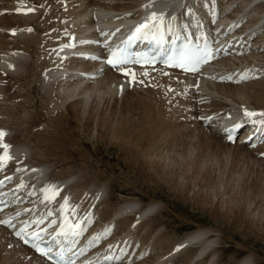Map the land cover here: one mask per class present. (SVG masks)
<instances>
[{"label": "bare ground", "instance_id": "obj_1", "mask_svg": "<svg viewBox=\"0 0 264 264\" xmlns=\"http://www.w3.org/2000/svg\"><path fill=\"white\" fill-rule=\"evenodd\" d=\"M50 1L49 0H0V10L5 9L7 11L4 14H0L1 47L2 48L4 47L3 41H6L5 40L6 37L7 38L9 37V39L10 37L15 38L14 40L15 42L8 40L5 42L6 45H10V47L8 48L7 53L1 52L0 64H2L1 67L2 69H4V71H6L7 74L10 75L13 74L12 77L14 76L16 78L21 77L22 79H24L23 81H25V83L21 86L23 89L22 88L21 89L24 90L26 94L25 96L26 98L24 97L25 98L24 101L20 104L19 103L17 105L12 103L9 104L6 109V113L3 114L7 116V120L6 119L4 120L2 118L0 119V121L3 120L2 124H0V128H2L4 132H6V137L4 136L5 138H3V141L6 144H11L9 153L12 156V159L10 160L13 162L12 168L16 165L19 166L16 173H13V175H15V177L19 181H21L22 183H26L31 180L33 181V185H35L46 178H47L46 180L50 181L51 183H54V180H64L63 182H61L60 185H62L63 187L66 185L65 190L68 192V194H70V199L74 201V206L78 205V207H83L84 210H89L92 204H96L94 211L100 207V218L104 219V221L108 220L110 216L119 217L120 224L121 223L127 224L128 227L134 222L135 219H137L139 221L141 220L137 225V228L140 227L139 231H141L144 227H146L147 230L151 232L154 231V229L157 226L162 224L163 220L159 219V216L163 214L164 209H162L159 206L158 202L154 200L151 202L141 203L140 200L128 196L117 199L114 202H110L113 176H111V174H107V172H103V170L99 169L96 164L92 163L93 161L90 162L89 165L85 164L84 162L86 160L88 161L86 157L89 158L90 153H87L84 150L82 151V149L79 148L78 146L77 147L75 146V148H71L70 144L68 146V142L72 141L71 139L77 137L79 145L82 148L84 147L83 141L81 142L79 139L80 134L78 133V131L74 130L72 124L78 126L81 129V132L89 134L91 133L94 127L93 124L95 123L99 128V129L97 128L98 131L96 130L97 133L96 137L100 141L103 136L102 133H105L104 136L107 135L109 136L110 139L118 138L117 141H118L119 149L121 150L119 152H122L124 158L126 156L127 159L131 160L132 162L130 163L132 165H135L139 168V171L138 170L136 171L134 180H132V182L129 183L130 187L137 186L138 185L137 182L139 183L140 176L141 178L142 176H145V178L147 177L150 178L151 180H155L157 182L156 185H161V186L167 185V188L171 186V188L173 187L175 190L178 189L182 194V196L186 199L196 200V198L199 197L203 198V199L200 198L201 200H199L200 202H202V206L203 205L206 206L210 204L211 203L210 200L212 198H210L211 197L210 191L206 189H205L206 192L209 191L210 197H207V195L204 194L200 195L202 192L199 193V191H201V188L199 185L200 179L198 180V177L200 173L201 175H203L202 173H206L205 171H207L205 169L204 172L202 171L204 167L202 161L203 160L205 161V159L207 160L206 157H211L212 159L217 160V158L214 156L215 153L213 154V151H216V148L212 147L214 146L213 144L217 143V145L221 149H223L224 152L221 153L224 154H222V156L221 155L218 156L221 157L222 160L224 159L223 164L227 165L228 159L231 160V165L239 161L252 160V162L256 164L254 166H257V168H260L264 171V158L258 157V153L253 152L254 150L248 149L247 146L243 144H237V143L234 145L226 144L223 141L222 136L215 129L211 128L210 126H207L205 128L199 127V125L197 124L194 125L197 128H200L199 131L202 133V134L198 133L199 135L197 137L199 153L194 155L192 157L193 159L189 158L186 161L187 164L186 166L184 164L182 165V167L179 166L176 167L175 165L173 166L174 163L172 165L171 164L169 165L167 163L165 164L161 160H165L168 158L166 152L171 148L170 149L167 148L175 144L173 140L178 138L180 133L189 134L187 130L188 128L185 130L182 129V131L180 132L177 130L179 133L175 134L172 137H168V135L165 134L163 130L158 131L157 133L152 125L153 120H150L152 121L151 123L149 121V118H147L146 114L144 115L141 114L140 112H139L140 114H138L137 112H135V110H133L132 107L127 106V105H136L138 107H144L146 102V106L150 107L152 104H149L148 103L149 101L147 100L146 101L144 100L145 102L139 101L138 103H134L132 102V100L125 97L123 99L124 101V105L122 108L123 112L120 113L121 118L118 121L120 124L119 123L114 124L113 115L112 117H105L104 115H101L100 118L98 117L95 118L94 108H90L87 114L84 116L83 112L85 111L81 113L80 107H77L76 106L77 104H74L72 106L69 105L70 109L66 114L62 112H58L57 117L54 118L53 120H50L51 123L50 125L54 126L53 130H49V131L42 130L33 135L32 132H30L31 131L30 128H28L29 130L25 129V127L28 126L30 127L29 124L35 123L37 119L40 118L41 115H44V112L49 113L50 110L52 111L53 109L54 101L50 97H46V98L40 97L39 99H37L36 94L34 93L31 94L32 91H34L33 88L31 90V87L35 85L33 84L34 83L33 80L35 78L33 77L34 75H37L36 80L37 78L38 80H40L41 78L42 81L58 79V77L63 75L65 71H63L64 73L61 74V70L58 67L54 69H52L51 67L53 65H58L60 61H64V63H62L63 65L67 66V64H70L71 66L74 67L73 73L67 72L69 74H66L63 77V79L59 81V84L65 90V95L67 92L66 97H69V94L72 95L73 93H75V91H78V93L81 94V97L85 98V96H89L87 95V93L94 89V88L91 89L93 85L92 86H90L89 84L87 85V83L91 84V82H88L87 79L88 80L90 78L92 79L93 78L92 75L97 74L98 69L95 67L88 68L90 64H93L91 61L88 62L90 63L88 66L80 65L79 66L80 68L78 67L75 56H73L72 54L76 52V50L80 49V46H77L75 49L68 51L66 49L51 51V47L55 44L54 39L56 37H62L64 36L65 32H71V31L78 32L77 36L80 38L85 39L84 35L91 36L92 31L94 30H91L89 26L83 27L81 30L79 29L81 25L90 22V18L88 17V11L91 6L93 7L89 12L91 14L101 17V21L98 22V25L107 26V24L110 23V26H117L116 28L118 27L119 28L115 29V32L118 34L127 31L129 29V22L134 21L130 19L129 18L130 15H128V13H130L131 10L137 11L142 8L143 9L147 8L142 5V2L145 0H82V3H77L80 0H64L67 3L64 6H66L68 11L67 13H64L63 11H61L63 4H60L59 0H56L59 3L56 5H54ZM110 1H114V3ZM180 1L181 0H156V2L151 5V7L153 6V8H155L157 4H165L168 6H172L173 4L175 5L179 4ZM226 2L227 3L224 5V8L234 3L235 0H230ZM33 3L35 5L34 7L36 11L31 12L30 14L35 13V16L28 15L27 13L26 15L28 16L21 17L25 13L24 11H21L20 13L14 11L15 7H19L21 9H27L29 6H32ZM194 3H195L194 0H187L186 8L191 9V11L188 13L184 11L178 12L177 17L188 24L183 26L178 25V20H174V24L176 28L175 31L185 32L187 37L193 35L211 36L213 29H211L209 25H206L207 18L204 17V20L200 18L203 21H205L206 18L205 23H197V19H196L197 16L198 17H200V15L205 16L206 14V10H205L206 6H203L204 1L203 0L200 1L199 3L200 6L198 7L200 9L199 10L197 9L198 10L197 12L194 11L195 10L194 8H197L194 7L193 5ZM207 3H209V5L213 7L217 4V0H207ZM239 3H240L239 9L234 11L235 19L233 20H236L241 15L251 16V19H249L250 23L246 25L244 29L241 30L240 32L242 34H245V37L249 40L250 32L253 29L262 26L263 29L259 31L258 34V38H259L258 41L260 42L263 41L264 40V0H245V1L242 0ZM147 4H149V1L145 5ZM51 6H53L52 12L51 10L50 12L48 11L49 16L45 18L46 21L42 23L41 29L38 27L39 25L35 26L34 22H36V19L39 18V15L42 14L43 10L50 9L49 7ZM257 7L258 10H256ZM212 10L214 11L215 8ZM254 11H256V14H253ZM193 12L199 13V15H197L196 13H194L193 15ZM107 15H111L112 17L109 20H107L106 19ZM218 17H220V15ZM233 20L230 17L221 16L220 21L222 22L218 21V23H222V25L220 24L221 25L220 26L217 23L214 24V27L218 28L216 26H219V29L221 31H224L227 27H230L231 22ZM28 28L32 30L28 31L27 30ZM12 30H15L14 34ZM60 30L64 31L62 36L60 35ZM113 31L114 30L109 29L107 30L106 34H109ZM241 33L235 32L231 34V37H233V40H231L232 46L234 41L240 39ZM97 34L99 38H102L101 33H97ZM47 44L50 45L48 49H46ZM257 58L260 61H262L261 57H257ZM26 60L27 61L29 60L27 66L23 65V61ZM254 66H257V64H254ZM263 66L264 65L261 64L259 65V67H263ZM67 67H69V65ZM254 71L256 70L254 69ZM138 73L140 76H143L146 79L152 77V80L149 81L143 80V82L145 83L150 82L152 84L150 87L153 88L152 91L156 92L157 90V93L159 94L160 97H162V99L163 97H165L163 96V92L166 90L165 92L167 93L166 95H170V97L169 98L165 97V98H167L168 101L170 99V104L175 103L177 106L175 109H173L174 112H176L175 110H178V112L181 111L183 113H185V111L187 112V110H185L186 107L185 103L181 99V97L177 95L173 99L171 98V96L174 93L172 92V94H170L171 92H167L170 86L175 88L178 84H182L185 81V80H181V77L177 72L168 71V70L157 71V70L139 69ZM145 73H147V75H145ZM117 76L119 75L114 73H108L106 76H104L102 78V81L101 82L99 81L101 84H99L100 85L98 86L99 89H97L98 94L102 92L101 90L104 91L103 93L110 95L112 91H113L112 94L114 92L116 93L121 92V88L123 87L121 85L119 86V84H122V82L118 80ZM51 85H54V83H51ZM205 85H207L209 89H211V86L212 87L214 86L213 89H215L216 93L219 94L221 93L230 101H232L234 104V106L230 108L232 110H236V108H245V107H248L250 109L264 108L263 107L264 79L243 85L209 84V83ZM112 86H114L113 88L117 91H114V89L109 90V88L110 87L112 88ZM58 87L59 86H57V88ZM36 92L38 94V91ZM146 92L154 97V94H152L151 91H146ZM23 94H19V95H23ZM143 98L145 99L146 97L143 96ZM8 99L11 101L12 97ZM251 101L256 102V104L255 105L253 104L251 106ZM36 104L37 107L39 106L38 108H41L38 109V111L34 110V108H37ZM165 104L167 105V103ZM213 105H222V104L221 102H219V103H213ZM2 106L3 105H0V107ZM147 107L145 108V110H148ZM9 116L10 117L13 116V117L10 118ZM216 118H221V117H216ZM225 121H228V119L227 120L225 119ZM22 124H27L28 126H25L24 128L20 127L23 126ZM199 124H201V122H199ZM18 128H20V130L25 132L26 135L31 136L30 140L33 141L35 144L33 147H31L29 140L25 136H23V138L21 137L22 139L19 138V141H16V137L14 136L15 134L12 137L7 135L9 131H12L13 129H15L14 131H17ZM156 133L158 134V136L156 135ZM111 141H109L108 139V145L110 144L109 142ZM167 141L168 144L166 143ZM183 149L184 148H182V150ZM185 149L184 150L186 152L180 151V153L177 154L178 155L177 158L179 160L183 161L188 158L186 155L188 154L187 150L189 149V146H187ZM176 150L179 151L180 148ZM93 153H95V151H93L92 154ZM27 155H30V158L27 157ZM76 155L81 157V161L75 158ZM189 155H193V152H189ZM50 157L52 158L53 162H60L63 165H69L71 169H75L74 166H79V165H85V167L83 168L81 167L82 169L76 168V172H72V173L68 172L63 176H58L51 169L52 161L48 160V158ZM76 161H80V163ZM179 163L181 162L179 161L177 164ZM30 168H34L35 171H33ZM108 170L110 169L108 168ZM27 171L31 172V174L28 173ZM209 171H207V174ZM36 172L40 175L41 174L43 175L37 178V180L29 179ZM252 175H255V173H253ZM259 180L260 178L255 176L254 179H252V182L254 183L250 181V187H253L252 185H254L255 186L254 189L251 190L250 188H248L242 195L236 196L232 194V197L229 196L230 198L228 199L226 198L224 199V196L222 195L223 199L221 198L220 201L215 203V208L213 209V215L215 216V218L217 219L231 218L236 223L241 222V225L242 223H244L245 225L252 224L254 225V227L260 226V228L262 227L264 230V209H260V206H256V205H260L258 201L255 202L256 190H259V183H257ZM31 181L28 183L30 184ZM247 181L249 182V179H247ZM193 182L196 185H198L196 189L197 193L195 194V198L194 196L193 197L188 196V190ZM213 184L214 183H212V185ZM205 185L203 183L202 185L203 189L206 187ZM234 186L236 187V185ZM243 186L244 185H242V188ZM121 189H124V187H122ZM223 190L224 189H222V191ZM234 190L237 189L234 188ZM17 192L19 194H23L24 189L22 188L19 190L17 189ZM217 200H219V198H217ZM31 201L32 199L31 197H29L27 199V202H31ZM251 203H255L253 208H251L250 206ZM39 205L40 203H37L36 207H38ZM101 205L102 206L104 205V208L101 209ZM257 209H260L258 210L261 213L259 216L255 212L257 211ZM163 225L166 226L165 224ZM121 227L123 229L119 233H122L127 229V227L126 228L123 226ZM199 228L188 232L180 240L169 244L170 247L168 249H164L167 251L164 252L162 251L160 252V254L155 255L153 260H157L163 257L167 259H173L176 256L177 257L180 256V257H184L182 258L184 259L183 264H189L190 262H192V260H194L195 257L202 256L203 251H206L207 249L208 250L211 249L210 251L212 252L213 251L212 247H214L212 245L213 244L215 245L214 242L217 243V241L208 240L207 237H209V232L207 230L199 229ZM133 231L134 230L132 229V232ZM138 234L140 233L137 232V235ZM144 234L145 233H143V235ZM9 245H11V247H9ZM188 247H194L193 253L191 254L189 253ZM176 249L179 250L177 251ZM208 255L210 256V253H208ZM255 257L253 256L252 253L246 254L244 258L238 261L236 264H257L258 261ZM205 259L203 258L202 260L196 263L198 264L200 262V264H204L207 261ZM147 261L151 262V260H146V263ZM162 261L163 260H161V262ZM146 263L143 260L136 264H146ZM0 264H46V263L42 262L36 255H34L27 248L19 245L16 240H14L8 235V232L6 230L0 228Z\"/></svg>", "mask_w": 264, "mask_h": 264}, {"label": "rangeland", "instance_id": "obj_2", "mask_svg": "<svg viewBox=\"0 0 264 264\" xmlns=\"http://www.w3.org/2000/svg\"><path fill=\"white\" fill-rule=\"evenodd\" d=\"M197 1H198V3L193 4L194 7H197V8H194L195 9L194 11H196V12L200 9L198 7L200 6L199 3L201 0H197ZM236 1H240V0H236ZM243 1H245V0H243ZM50 2L53 3L54 5L59 4L58 1H54V0H52ZM77 3H82V0H80ZM205 3H207V0L204 1V5H203V6H206L205 7L206 14H205V16H203V15L202 16L200 15V17L197 16L196 17L197 23H205L206 18H207V14H209L211 12L209 9L212 6L209 5V3H207L208 5ZM49 8H50L49 11L51 10V12H52L53 6H51ZM62 9L63 8H61V11H63ZM208 10H209V13H208ZM256 10H258V7ZM67 12L68 11L66 9V11L64 13H67ZM196 12H193V15ZM30 13H28V15L35 16V13H32V14H30ZM213 13H214V11L212 10V14L209 16L210 17L214 16ZM24 14L21 17L28 16V15H26L27 13H24ZM196 14L199 15V13H196ZM254 14H256V11ZM13 15H15V14H13ZM41 15H39V18H37L36 22H34V25L35 26L39 25L38 27L40 29H41L42 23L46 21L45 18H47L49 16L48 10ZM18 16H20V15H18ZM246 16L247 15H245V17ZM204 17H206L205 21H203ZM198 18L199 19L201 18L203 20H201V19L199 20ZM34 20H35V18H34ZM220 22H222V21H220ZM217 23H218V21L215 24H217ZM218 24L222 25V23H218ZM206 25H208V22L206 23ZM216 27H218V28L214 27L215 30L219 29V26H216ZM39 32H41V31H39ZM5 40L6 41L7 40L8 41H14L15 38L10 37V39H9V37L8 38L6 37ZM6 41H3L5 48L4 47L2 48L0 45V51L3 50L2 51L3 53H7L8 52L7 50L10 47V45H6V43H5ZM48 45L49 44L46 45V49H48L47 48ZM4 51H6V52H4ZM258 57H261L262 63H263L261 65H264V50L261 51V53L259 54ZM28 63H29V60L23 61V65H25V66H27ZM1 65L2 64H0V67H1ZM67 65H69V67H73L70 64H67ZM69 67L66 66L65 68L67 69ZM65 68L60 69L61 74L64 73L63 71L66 72ZM1 69H2V67H1ZM2 70L4 73H6V71H4V69H2ZM73 70L74 69H72L71 73H73ZM4 73L0 72V76H1L0 77V105H3L2 107H0V114L1 115L6 113V109H7V106L9 104H11V103L15 104V105H17L18 103L20 104L26 98L25 97L26 94H25L24 90H22L23 88L21 87L25 83V81H23L24 79H22L21 77H19L20 79L14 77V76L12 77L13 74L10 75V74H7V73L4 74ZM69 73H70V70H69ZM69 73H67V74H69ZM33 77H35L33 80V82H34L33 84H35V85L32 84L33 86L31 87V90L33 88V90L35 92L32 91L31 94H33V93L36 94L37 99H39L40 97H45V98L50 97L54 101L52 111L50 110L49 113L44 112V115H41L40 118H38L35 123L29 124L30 127L27 124H22L23 126H20L23 128L25 126H28V127H25V129L30 128L31 129L30 132H32L33 135L35 133L42 131V130H44V131L45 130L46 131L53 130L54 126L50 125L51 124L50 120H53L54 118H56L58 112H62V113L66 114L68 112V110L70 109L69 105L72 106L74 104H77L76 106L80 107L81 113L83 111H85V112H83L84 116L87 114V112L89 111L90 108H94L95 118L96 117L100 118L101 115H104L105 117H112V115H113L114 124H118L119 123L118 121L121 118L120 113L123 112V109H122L123 105H124L123 99L126 97V98H129L130 100H132V102H134V103H138L139 101L145 102L147 100V101H149L148 102L149 104H152L150 107H147L146 102H145V106L148 108V110H145V108H146L145 106L144 107H138L136 105H127V106L132 107L133 110H135V112H137L138 114H140V113L144 114V115L146 114L147 118H149V121L153 120V123H152V121H150V122L152 123L153 128L156 130L157 133H158V131L163 130V132L165 134H167L168 137H172L175 134L182 131V129L185 130L188 128L187 130H188L189 134H187L186 132H185L186 134L180 133L178 138L173 140V142L175 144L173 146H171V147L169 146V148H167V149L171 148L172 150L170 149L166 152V155L168 158L165 160H161L162 162H164L165 164L167 163L169 165L170 164L172 165L174 163L173 166L175 165L176 167L177 166L182 167V165H184V164H185V166L187 165L186 161L189 158L193 159L192 157L199 153L198 144H197V142H198L197 137L199 134H202L199 131L200 128H197L194 125L196 127V129H195V127H193L192 124H189L188 121L186 120V118H184L185 113H183L181 111L178 112V110H175L178 114L176 112H174L173 109H175L177 106L175 103L170 104V99L168 101V99L165 98V97H168V98L170 97V95H166L167 94V93H165L166 90L163 92V96H165V97H163V99H162V97L159 96V94L157 93V90H156V92H153L152 91L153 88L151 89V88H141V87H137L135 90H126L123 93H121L122 92L121 91V92H117V93L114 92L112 94V92H113L112 91L111 92L112 96L110 94L103 93L104 91L100 89L102 92L100 91L101 93L98 94L97 89H99L98 86H100L99 84H101L100 82L102 81V79L100 78V82L99 81L95 82V80H97L98 77H100V74H95V75H92L93 78L92 79L90 78L91 80L87 79L88 82H91V84L87 83V85L88 84L90 86L93 85V87H91V89L94 88L93 90L90 89L91 91L87 93V95H89V96H85V98H83V97H81V94L78 93V91H75L76 94L75 93H73L72 95L69 94V97H66L67 92L65 95V90L59 84V81L62 80L63 78L58 77V79H55V80L51 79L49 81H47V80L42 81L40 78V80H41L40 81V80H38V78L36 80L37 75H34ZM260 80H262V79H260ZM51 83H54V85H51ZM56 83H57V85H56ZM37 86H38V88H37ZM57 86H59V87L57 88ZM90 86H89V88H90ZM15 87H18V88H15ZM113 87L114 86H112V88L110 87L109 90L110 89L113 90L114 89ZM171 87L172 86L169 87L167 92H169L171 90ZM213 87L211 86V89H209V87L207 85L204 87L207 90L209 89L208 90L209 93L211 90L213 95H217L216 99L214 101H211L210 103H208L209 108L218 107L219 105H212V104L213 103H219V102H221L222 105L224 103V105H228V106L231 105L230 107L234 106L233 102L230 101L228 98H226L223 94L216 93V91H215V89H213ZM106 89H108V88H106ZM36 91H38V94ZM114 91H117V90L114 89ZM146 91H151L152 94H154V97L151 96L150 94H148ZM119 93H121V94H119ZM19 94H23L24 96L19 95ZM63 94H64V96H63ZM170 94H172V91ZM60 96L62 99L60 98ZM143 96H145L146 98L144 99ZM11 97H12V100L10 101L8 98H11ZM171 98L174 99V94L171 96ZM165 103H167V105ZM253 104L255 105L256 102L251 101V106ZM36 107H37V104H36ZM38 107L34 108V110L38 111V109H41ZM156 108H158V109H156ZM246 108H248V107H246ZM154 111H156V112H154ZM160 113H162V114H160ZM164 113L167 115H165ZM177 115H179V116H177ZM9 117H8V119H9ZM12 117L13 116H11L10 118H12ZM169 118H170V120H169ZM2 119L7 120V116L3 115ZM166 119H168V120H166ZM174 121H175V123H174ZM2 122H3V120L0 121V124H2ZM157 122H158V125H157ZM93 126H94L92 129L93 132L91 131V133L86 134V133L81 132V129L78 126L72 124V127L74 128V130L78 131V133L80 134L79 139L81 142L83 141V144H84L83 148L84 149L79 145L77 137L74 139H71L72 141H69V142L67 141V142H68V146L70 144L71 148H75V146L76 147L78 146L79 148L82 149V151L84 150L85 152L90 153L89 158L86 157L88 159V161L86 160L84 162L85 164L89 165L90 162L93 161L92 163L96 164L99 169H101V170H103V172H107V174H111V176H113L112 177L113 183H112L110 202H114L117 199L128 196V197H132V198H135L137 200H140L141 203L151 202L154 200V201L158 202L159 206L162 209H164L163 214L159 216V219L164 221V222L162 221V224L157 226L154 229V231H151V232H149L146 227H144L141 231H139L140 234H138V235L140 238H142L141 239L142 242H144V243L150 242L151 244H154L153 245L154 247L155 246L157 247L158 251L164 252V251H167L164 249H168L170 247L169 244H171L172 242H176V241L180 240L188 232L200 227L199 229H204V230H207L209 232V237H207L208 240H216L217 243L214 242L215 245L214 244L212 245L214 247L211 246L213 249L212 252L210 251L211 249H209V250L207 249L206 251H203L204 254L202 253V256L195 257L194 260H192V262H190L189 264H197L196 262L202 260L203 258L204 259L206 258L205 260H207L204 264H236L238 261L243 259L246 254H249V253H252L254 257L256 256L255 258L258 261L257 264H264V232H263L264 230L262 227L261 228H260V226L254 227V225H252V224L245 225L244 223H242V225H241V222L236 223L231 218H224V219L218 218L217 219L213 215V209L215 208V203L220 201L221 198L223 199V196H224V199L225 198L228 199V198L232 197V194L236 195V196L242 195L246 191V189H248V188L253 190L255 186L252 185L253 187H250V181L252 182V179H254L255 176L260 178V180L257 182V183H259V190H256V195H255V202L258 201V203L260 205H256V206H260V209H264V207H262V206H264V203H263L264 202V171L260 168H257V166H254L256 164H254L252 162V160L251 161H239V162H235L234 164L231 165V160L228 159L227 160L228 164L227 165L223 164L224 159L222 160V158L218 157V156L219 155L222 156V154H224V153H221V152H224V151H223V149H221L217 145V143L213 144L214 146H212V147L216 148V151H213V154L215 153L214 156L217 158V160H214L211 157H206L204 155L207 158V160L204 158L205 161L204 160L202 161L203 162L202 164L204 165L202 171L203 172L205 170H207V171L210 170V171L208 172V174H207V171H205L206 173H202L203 175H201V173H200V175L198 177V180L200 179L199 185L201 188V191H199V193L202 192L200 195L204 194V195H207V197L211 196L210 198H212L210 200L211 201L210 204H208L206 206H204V205L202 206V202H200L199 200H201L203 198L199 197V198H196V200L186 199L182 196V194L180 193V191L178 189L175 190L173 187L171 188V186H169V188H167V185H165V186L164 185H162V186L156 185L157 182L155 180H151L150 178H147V177L145 178V176H142V178L140 176L139 183L137 182V184H138L137 186L130 187L129 183H131L132 180H134V178H135L134 176L136 174V171L137 170L139 171V168L135 165H132L130 163L132 161L127 159L126 156L124 158V155L122 154V152H119L121 150L119 149V145H118V141H117L118 138L110 139L109 136H107V135L104 136L105 133H102L103 136H102V139L100 138L101 139V141H100L96 137L97 136L96 130L98 131L99 128L97 127V125L95 123L93 124ZM197 129H198V131H197ZM14 130L15 129L10 131V134L8 132L7 135L12 137L15 134L14 136L16 137V141H19V138H21V137L23 138V136H25L29 140L31 147H33L35 145L34 142L30 140L31 136L26 135V133L23 132L22 130H20V128H18L17 131H14ZM157 133H156V135L158 136ZM108 139H109V141L112 140L111 142H109L110 143L109 145H108ZM166 143L168 144V141ZM187 146H189V149L187 150L188 154L186 155L188 158L186 160H183V161L179 160L177 158V156H178L177 154H179L180 151L186 152L185 148ZM178 148H180L179 151L176 150ZM182 148H184L185 150L184 149L182 150ZM93 151H95V153L92 154ZM189 152H193V155H189ZM218 152H219V154H218ZM255 155H256V153H255ZM28 157L30 158V155H28ZM29 158H28V160H29ZM75 158L77 160L79 159L81 161V157L76 155ZM36 160H37V158H36ZM48 160L52 161V158L50 157V158H48ZM80 161H76V162L80 163ZM179 161L181 163L177 164ZM81 167L83 168V167H85V165L74 166L75 169H71V167L69 165H63L60 162H53V161L51 162V169L53 170V172H54V169H55V171L60 172V173L54 172L58 176H63L64 174H66L68 172H70V173L76 172V168L82 169ZM108 168L110 170H108ZM251 173L252 174L255 173V175H252ZM260 175H262V176H260ZM247 179H249V182L247 181ZM262 180H263V182H262ZM146 182H147V184H146ZM194 182H196V181H194ZM194 182L192 183V185L190 186V188L188 190V196L189 197L194 196V198H195V194L197 193L196 189H197L198 185H196ZM203 183H204V185L206 183V185H205L206 187L204 189L202 188ZM212 183H214L213 184L214 186L212 185ZM252 183H254V182H252ZM234 185H236V187ZM242 185H244L243 188H242ZM122 187H124V189H121ZM215 188H216V190H215ZM234 188H236L237 190H234ZM202 189H203V191H202ZM205 189L210 191V194H211L210 196H209V191L206 192ZM222 189H224V190L222 191ZM230 192H231V194H230ZM217 198H219V200H217ZM254 204L255 203L250 204L251 208H253ZM101 207L104 208V205L103 206L101 205ZM260 209H257V211H255L256 214H258V216L261 214L258 211ZM257 212H259V213H257ZM163 224H165L166 226H164ZM143 233H145V234L143 235ZM207 238H206V240H207ZM145 239H147V240L145 241ZM141 241H140V243H141ZM194 247H188L190 254L193 253ZM208 253H210V256L208 255ZM212 253H213V255H212ZM154 256L155 255H153V257H149L150 259H147V260L152 261L154 259ZM182 258H184V257H180V256L177 257L176 256L170 261V263L165 262L163 264H183L184 259H182ZM157 260H159L158 262H161V260H164V257L159 258ZM153 261H155V260H153ZM148 262L149 261H147V263ZM145 263H146V261H145ZM198 264H200V262Z\"/></svg>", "mask_w": 264, "mask_h": 264}, {"label": "snow or ice", "instance_id": "obj_3", "mask_svg": "<svg viewBox=\"0 0 264 264\" xmlns=\"http://www.w3.org/2000/svg\"><path fill=\"white\" fill-rule=\"evenodd\" d=\"M156 0H149V4L144 5V7H151ZM36 9L34 7H28L27 9L17 8L16 12L20 13L24 11L25 13L34 12ZM191 11V9H189ZM166 12L157 13L155 11L151 12L149 16H147L143 23L138 24L134 31L127 37L125 41L126 44H131L134 41L141 40V39H157L158 42H162L164 39V31H172V27L170 24H165V17ZM175 20V17H172ZM32 29H28L31 31ZM13 34L15 30H12ZM81 43H86L85 41H81ZM69 47L73 45H68ZM212 53L207 49L202 51H191L187 48L180 52L178 56L169 57L166 63H170L174 67H179L184 69L185 71L196 72L199 71V65L202 63H207L208 59L211 58ZM95 59V57H93ZM129 62L132 63H141V59L139 58V54H137V58L135 60H131L130 57L126 54V49L124 48H117L111 51L106 63L113 67L125 65ZM120 71L125 72L126 75L129 72L124 69L120 68ZM147 75V73H145ZM242 79H246V76H242ZM244 116L247 118L259 117L258 119H251V123L255 125H259L256 129L257 132L264 133V112H256V111H249L248 109H244ZM242 125L237 123L233 126V129H225L227 133V139L229 141L234 140L233 131L234 129H239ZM6 133L3 130H0V149H3V152L0 153V171H2L9 160L12 159V156L9 153V149L11 145L3 143V137ZM255 135V133L253 134ZM249 140L252 137H248ZM264 156V153H261ZM35 171V170H33ZM11 177L6 176L4 180H0V185H3L6 180H10ZM17 187H24L23 183L18 185ZM45 193L44 200L45 201H53L56 199L57 196L60 195L61 189L55 185H49L43 189ZM99 198V197H97ZM76 207L73 206L69 208V198L67 196L63 197V203L60 206L61 212H64L65 209H68L72 215H75ZM19 215V213H17ZM51 216V212L48 213ZM88 223L91 222L90 214L86 218ZM44 223V219H36L32 221V224L36 226V229L33 231H27L31 224L25 222L24 226L21 227L18 231L14 234L18 237L25 245H30L32 249L36 253H38L41 257L46 258L48 261H53V264H74L73 256L77 255L78 253L74 252L73 249L76 247L78 243V238L83 235L86 231V227L81 225L80 221L76 223H71L68 219V216L65 215L63 218V222L60 224L59 228L52 234H50V240L45 239V234L48 232V229L52 228V225L56 224L55 220H52L51 223L47 225V228L40 227ZM0 224H6L9 227H15L11 224L8 220H0ZM111 229L105 228L102 233L96 234L93 238L89 241V246L93 243H98L99 240L108 234H110ZM11 247V245H9ZM111 247V246H110ZM177 251L179 249H176ZM84 249H81L80 252H83ZM66 252H72V256H66ZM118 258V257H117ZM105 259H111V257H105ZM90 264V262H89Z\"/></svg>", "mask_w": 264, "mask_h": 264}]
</instances>
